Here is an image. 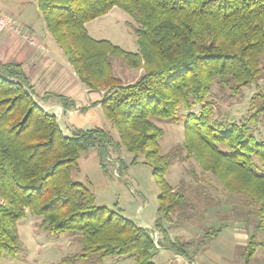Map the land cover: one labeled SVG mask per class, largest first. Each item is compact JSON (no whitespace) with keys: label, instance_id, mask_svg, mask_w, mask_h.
I'll return each mask as SVG.
<instances>
[{"label":"trees","instance_id":"trees-1","mask_svg":"<svg viewBox=\"0 0 264 264\" xmlns=\"http://www.w3.org/2000/svg\"><path fill=\"white\" fill-rule=\"evenodd\" d=\"M36 4L46 30L82 85L103 91L98 103L118 138L103 127L64 135L55 115L33 99L22 66L0 61V262L22 248L17 221L30 213L41 217L40 226L51 235L78 234L81 247L72 261L129 256L132 264H156V247L147 229L97 206L94 194L72 177V167L89 149L96 150L104 166L109 152L123 148L135 156L141 153L152 165L160 190L153 225L162 233L161 248L194 258L220 231L208 228L193 243L171 239L165 227L172 218L184 222L194 213L186 189L165 180L172 161L193 157L203 172L254 209L257 223L245 248L247 264L259 244L256 235L264 234V140L251 133L259 114L264 118V94L252 97L253 104L261 103L242 123L212 122L208 98L214 81L238 94L259 79L264 0H36ZM113 7L138 24L136 52L88 34L85 24ZM112 58L142 70L141 76L123 83L113 73ZM43 98H55L63 110L75 107L62 94L46 93ZM193 106L199 111L192 112ZM179 108L186 112L183 117ZM151 117L182 121L183 142L160 154L158 140L164 130Z\"/></svg>","mask_w":264,"mask_h":264},{"label":"rangeland","instance_id":"rangeland-1","mask_svg":"<svg viewBox=\"0 0 264 264\" xmlns=\"http://www.w3.org/2000/svg\"><path fill=\"white\" fill-rule=\"evenodd\" d=\"M21 10L29 20H34L37 15L35 0H0V12L12 16L13 19ZM40 20L44 22L43 17ZM137 27L138 24L124 10L113 7L108 13L88 21L86 29L95 39H107L126 51L136 52L138 44L134 29ZM111 66L114 75L125 84L135 82L142 74L140 69L128 68L119 58H112ZM261 67V75L257 82L248 88H242L238 94H233L228 88L221 89L216 81L213 82L208 98L212 105V122L242 123L256 111L255 108L261 100L253 104L251 99L259 92L264 94V54L261 57ZM33 99L41 106L34 93ZM41 107L55 115L64 135L71 136L75 130L74 126L63 120L60 110ZM191 111L198 112L199 106H193ZM178 114L183 117L186 112L179 108ZM150 120L164 130L163 136L158 140L160 154L168 153L183 142L182 121L172 123L153 117ZM104 122L106 129L117 139V131L110 121L104 118ZM251 133L256 140H264L262 115L259 114L256 124L251 125ZM254 161L259 164L256 158ZM121 162L124 164L121 165ZM71 173L74 181L82 183L94 194L97 206L106 207L107 210L116 212L137 226L147 229L151 238L156 233L159 248H156L154 261L156 264H171L173 253L160 247L162 233L153 225L160 193L159 186L152 174V165L141 153L135 156L123 148L120 152L111 151L104 160V166H101L96 150L89 149L79 157ZM165 180L174 188L183 186L186 189V196L194 206V213L186 221L176 222L175 218H172L171 222H165L171 239L198 243L208 228H220V231L201 247L194 259L199 264H245V248L257 218L254 209L245 204L243 197L227 192L211 173L201 170L193 157L184 161H172L165 174ZM40 223L41 217L30 213H26L17 221V235L22 248L14 255L2 258L0 264L133 262L129 256H106L100 262H95V256L72 261L73 254L78 253L81 247L78 234L63 232L51 235L40 226ZM256 240L259 244L255 246V253L247 264L264 262V234L259 232ZM192 250L189 249L188 253ZM173 264H181L180 259Z\"/></svg>","mask_w":264,"mask_h":264},{"label":"crops","instance_id":"crops-1","mask_svg":"<svg viewBox=\"0 0 264 264\" xmlns=\"http://www.w3.org/2000/svg\"><path fill=\"white\" fill-rule=\"evenodd\" d=\"M35 9L37 15L34 20H29L22 10L14 19L11 16L21 32H0V61L20 64L29 78L39 104L44 108L60 110L63 120L72 124L74 129L95 127L106 129L101 106L98 103L103 91H90L82 85L62 50L46 30L44 22L40 20L42 15L37 8L36 0ZM23 30L26 32L24 33ZM24 34H28L26 38ZM46 93L62 94L70 98L75 107L63 110L58 100L44 99L43 95ZM93 103L97 104L89 106ZM78 115L82 117L79 118ZM172 253L171 264L177 259L178 261L180 259L181 264H186V259L182 258L184 256L180 257Z\"/></svg>","mask_w":264,"mask_h":264},{"label":"built area","instance_id":"built-area-1","mask_svg":"<svg viewBox=\"0 0 264 264\" xmlns=\"http://www.w3.org/2000/svg\"><path fill=\"white\" fill-rule=\"evenodd\" d=\"M2 31H10L14 33L21 32L20 27L16 24V22L9 17L8 15H5L0 12V32ZM24 37L26 38L27 35L24 34ZM157 235L152 236L153 243L156 248H159V245L157 243ZM186 264H199L194 258L186 259Z\"/></svg>","mask_w":264,"mask_h":264}]
</instances>
